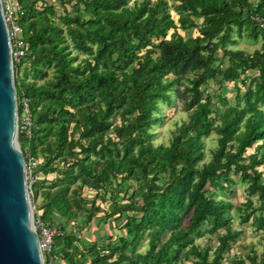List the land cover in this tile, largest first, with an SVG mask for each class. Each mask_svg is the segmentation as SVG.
Wrapping results in <instances>:
<instances>
[{
  "label": "trees",
  "instance_id": "obj_1",
  "mask_svg": "<svg viewBox=\"0 0 264 264\" xmlns=\"http://www.w3.org/2000/svg\"><path fill=\"white\" fill-rule=\"evenodd\" d=\"M16 1L27 55L13 85L32 119L17 142L43 175L31 200L56 228L60 263L264 264V233L258 253L229 254L243 233L232 210L237 224L264 231V0ZM233 33L260 44L230 48ZM209 81L232 82L231 102ZM174 98L187 117L153 144L159 105ZM232 174L245 184L238 204L222 197ZM106 193L112 207L102 210ZM108 220L115 238L81 240L89 223ZM204 233L216 244L198 242Z\"/></svg>",
  "mask_w": 264,
  "mask_h": 264
},
{
  "label": "water",
  "instance_id": "obj_2",
  "mask_svg": "<svg viewBox=\"0 0 264 264\" xmlns=\"http://www.w3.org/2000/svg\"><path fill=\"white\" fill-rule=\"evenodd\" d=\"M16 136L9 41L0 6V264H41Z\"/></svg>",
  "mask_w": 264,
  "mask_h": 264
},
{
  "label": "rangeland",
  "instance_id": "obj_3",
  "mask_svg": "<svg viewBox=\"0 0 264 264\" xmlns=\"http://www.w3.org/2000/svg\"><path fill=\"white\" fill-rule=\"evenodd\" d=\"M51 1L52 0H47V2H51ZM250 1L254 2L255 0H250ZM179 33L185 36V33L183 31L179 30ZM189 34L193 36L196 34V31L193 29ZM232 38H234L236 41L233 45L229 46L230 48L243 49L248 52H251L254 48H257L261 41L260 36H258L257 39L252 40L251 38H248L246 36H241L237 38L234 33L232 34ZM219 54L220 51L218 52V55ZM22 72H23L22 68H20L19 74H21ZM235 83L236 85L240 84L239 80L235 81ZM207 90L210 93H217L220 90V92H222V94L226 96L227 101L230 103L232 94L234 92V87L232 82H225L220 89L215 83L209 81ZM213 100H215V98H213ZM159 106H160L159 113L161 114L162 117L160 121L155 125H153L150 130L153 134L152 142L153 144H159V143L167 144L169 137L172 131L174 130V128L177 127L183 120H185L187 115L186 112L181 109V102L177 98H174L173 104L171 105L160 104ZM215 107L219 111L221 110V107L219 106L218 103L215 105ZM214 143H215V135L211 133L204 140V160H207L209 158V151L214 147ZM251 150H252L251 148L247 149L246 153L251 152ZM36 175L40 176V173L37 172ZM231 177L234 180V184L232 185L230 192L226 194H222V197L230 200L233 204H238L242 202L245 198V190H244L245 184L239 182L237 175L232 174ZM93 194L94 193L92 191H88L83 195L86 196V198L90 199L93 196ZM252 199L255 200V196H252ZM116 201L118 202L125 201L122 193H120L117 196ZM32 203L34 202L31 200V205ZM98 204L102 208V210L111 208L112 203L109 200V194L106 193L104 195V201L102 202L98 201ZM254 205H256V203H254ZM231 213L234 214L231 227L234 229L241 228L243 230V233L236 239L235 241L236 243L232 246L229 254L243 255L244 252H247L250 249H253L255 250V252L258 253L263 244L261 235L264 233V231L263 232L261 230L254 231L251 225L248 224H241V225L237 224L235 211L232 210ZM100 215L101 212L97 213V216ZM93 222L89 223V225L81 231L80 238L83 242H87L88 240H93L96 237L100 238L102 237V234L108 231H110L113 235L117 234L116 230L112 227V222L110 223V220L101 222L100 224L97 225H95ZM197 241L200 242L201 244L202 243L211 244V245L216 244L214 234L204 233L203 236L197 239ZM142 244L145 245V242H142ZM242 244L245 245V248L239 246ZM223 264H226V261H223Z\"/></svg>",
  "mask_w": 264,
  "mask_h": 264
},
{
  "label": "built area",
  "instance_id": "obj_4",
  "mask_svg": "<svg viewBox=\"0 0 264 264\" xmlns=\"http://www.w3.org/2000/svg\"><path fill=\"white\" fill-rule=\"evenodd\" d=\"M1 15L5 25L8 41H9V56L11 66L19 64L22 57L27 55V43L22 38V30L18 23V17L22 14V8L16 0H0ZM264 26V22H260ZM17 106L19 112L17 113ZM16 109V136L19 133L24 139H28L31 134V108L30 99L27 96H20L18 100L15 97ZM24 158V174L28 196L31 201V186L38 177L36 175L37 160L29 154ZM32 228L36 234L37 246L40 252L41 264H61L59 258L53 253V236L56 232L55 228L42 221L39 218V213L31 205Z\"/></svg>",
  "mask_w": 264,
  "mask_h": 264
},
{
  "label": "crops",
  "instance_id": "obj_5",
  "mask_svg": "<svg viewBox=\"0 0 264 264\" xmlns=\"http://www.w3.org/2000/svg\"><path fill=\"white\" fill-rule=\"evenodd\" d=\"M40 211H41L40 209H37V212H38V213H40ZM115 236H116V235H114L113 238H115Z\"/></svg>",
  "mask_w": 264,
  "mask_h": 264
},
{
  "label": "bare ground",
  "instance_id": "obj_6",
  "mask_svg": "<svg viewBox=\"0 0 264 264\" xmlns=\"http://www.w3.org/2000/svg\"><path fill=\"white\" fill-rule=\"evenodd\" d=\"M29 201H30V198H29ZM33 204V203H32ZM30 205H31V201H30Z\"/></svg>",
  "mask_w": 264,
  "mask_h": 264
}]
</instances>
